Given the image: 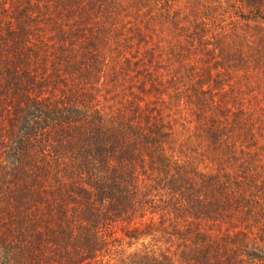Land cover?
<instances>
[{"label":"trees","instance_id":"16d2710c","mask_svg":"<svg viewBox=\"0 0 264 264\" xmlns=\"http://www.w3.org/2000/svg\"><path fill=\"white\" fill-rule=\"evenodd\" d=\"M246 79L264 0H0V264H264Z\"/></svg>","mask_w":264,"mask_h":264},{"label":"rangeland","instance_id":"374dc122","mask_svg":"<svg viewBox=\"0 0 264 264\" xmlns=\"http://www.w3.org/2000/svg\"><path fill=\"white\" fill-rule=\"evenodd\" d=\"M249 76V86L252 85V78L254 76ZM247 83L244 80H239L235 85L241 86L239 87V91L241 92V100H235V102L242 104V107L244 108L243 113L247 118V121L249 122V132L247 133V136L249 135V143L254 144V146H250L249 149L254 150L256 154V159L259 160V164L262 165L264 168V88L261 92H246L245 91V85ZM250 90V89H249ZM228 98V97H227ZM226 97L224 99L229 100L232 102V98ZM228 101V102H229ZM236 103V104H237ZM229 104V103H228ZM187 119V117H186ZM177 138V143L182 137L181 135L184 133L181 132L179 127L174 128ZM183 141V140H182ZM177 146V145H175ZM193 156V155H190ZM195 162H203L205 163L204 159L195 158ZM149 219V214L147 212H144L142 217H139L138 220L140 221H146ZM215 229V228H213ZM109 231H111L113 234L118 235L121 232V229L118 225L111 226L109 228ZM212 234V233H211ZM164 246V245H163ZM133 247H130L132 249ZM172 246L169 248H166V253L172 254Z\"/></svg>","mask_w":264,"mask_h":264}]
</instances>
